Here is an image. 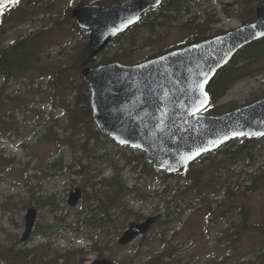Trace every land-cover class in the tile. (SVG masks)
I'll use <instances>...</instances> for the list:
<instances>
[{"label": "rangeland", "instance_id": "374dc122", "mask_svg": "<svg viewBox=\"0 0 264 264\" xmlns=\"http://www.w3.org/2000/svg\"><path fill=\"white\" fill-rule=\"evenodd\" d=\"M34 1H40L35 12L30 11V3L20 5L21 9L30 11V16L26 21L11 19L9 24L5 23L7 30L5 38L7 42L10 39H21L24 32V38L34 37L38 32H43V38L52 47L40 51L36 72H30L36 76L39 83L41 78L44 80L45 75H39L38 71L54 63L57 52L71 45L72 47L82 45L85 39L84 34L76 35V31L70 27L68 21L60 23L64 16L69 18L68 12L71 13L75 0ZM261 1L206 0V5L212 6L215 15L218 16L219 30L227 31L241 26V21H252ZM226 2H236V7L228 8L229 15L236 18L230 19L224 15L223 4ZM49 3L52 4L46 5ZM49 10L51 13L46 15ZM17 13L18 10L14 11L13 16L16 18H18ZM0 32L4 33L3 30ZM40 44L45 45L43 41ZM251 70L254 73L246 75L228 90L216 106L227 110L229 104L242 106L264 96V60L254 63ZM3 84L4 81L0 78V87ZM32 89L35 87L23 88L18 81H15L7 87L6 91V94L12 98L22 95L23 98L36 99L38 103L33 106L43 111L44 114L42 121L34 122L33 113L18 112L16 117L21 128L22 141L14 144L6 141L0 142V206L8 204L10 208L7 211L0 208V249L21 243L24 217L27 212L25 206L31 201V194L34 190L37 191L38 198L54 203L44 205L39 212L44 222L58 215L66 217L67 222L72 223L73 228L80 229L78 233L74 230L62 233L54 237L51 242L37 237L29 244V247L50 244L51 257L55 256V253L66 255V253H73L80 249L88 252L92 250L94 243L90 238L92 237L99 239L100 243L91 253L89 262L100 259L99 252L102 251L105 258L117 264H146L152 257L164 252L166 256L157 263L212 264L215 260L218 264H264V232L255 229L261 227L264 230V185H257L248 190L241 182V178L235 177L249 162H256L255 157L260 151L264 153V141L251 142L249 147L252 149V158L246 159L243 164L231 170L226 176L219 174L224 157L218 154L214 158L216 165L211 166L210 160L195 163L188 179L166 176L163 178L159 176L160 174L148 172L143 169V166L141 167V162L138 160L141 155L139 153L128 151L120 153L112 147L104 148L101 152V144L105 140L94 137V132L90 129L77 131L70 128L67 114L62 109L55 110L52 106L49 88L45 83L41 89L45 94L33 95L31 94ZM68 100L72 102V97L68 96ZM51 113L53 114L52 120H58V124L49 132L48 128L52 127L53 123L47 125L46 122ZM72 135L76 141L74 147L69 144L64 148H58L54 139L65 140L71 137L72 140ZM23 142H26V147L23 146ZM234 144L236 145L233 148L236 149V146L241 148L246 143L240 140ZM60 150L63 152L64 168L62 171L57 168V165L50 166L49 163L50 159ZM87 150H99L104 158L88 159L84 156ZM124 156H129L131 160L139 162V165L133 162L123 171L122 178L125 185L134 190V192L129 190L125 197L128 211L123 213L118 205L111 212V220L107 221L103 228L98 226L96 229H91L83 221L88 218L92 219L93 215L98 216L93 212L98 204L86 198L82 199L77 207L71 208L68 204L69 195L76 188H81L80 185L85 183V175L89 171L94 174L95 169L101 170L93 181V184H96L95 189L103 188V185H98L101 180L113 178L116 170L120 171V168H124L125 161H127ZM5 159L10 162L4 163ZM81 162L86 165L90 164L91 169H84L80 175L74 174L73 171L82 169ZM258 163L263 165L264 158ZM71 167L73 168L72 174ZM58 173L62 174L61 177L54 178ZM214 178L223 184L211 182L210 179ZM176 186L181 187L182 191L173 198L169 197V191L175 195ZM103 189L107 187L104 186ZM87 192L91 195L95 194L91 186L87 187ZM199 197L200 200L205 197L209 198L207 204L200 202V205L183 216L182 222H174L168 227L161 223L156 225L146 241L139 239L125 247L118 244L119 238L128 229L130 223L157 214L163 215L176 201H180L181 207L186 208L189 203L197 201ZM184 199L186 201H183ZM55 207L59 210L56 211ZM136 213L141 214L140 219L135 220L131 217ZM164 231L167 233L165 243L160 240ZM211 259L214 260L211 261ZM3 260L0 255V264H9V262H2ZM48 261L53 264V261Z\"/></svg>", "mask_w": 264, "mask_h": 264}, {"label": "water", "instance_id": "95a60500", "mask_svg": "<svg viewBox=\"0 0 264 264\" xmlns=\"http://www.w3.org/2000/svg\"><path fill=\"white\" fill-rule=\"evenodd\" d=\"M14 1L0 0V12ZM153 5L155 0H129L106 11L80 7L73 18L94 32L91 49L97 55ZM263 38L264 2L255 23L206 43L133 67L117 63L84 71L99 129L118 145L145 153L148 163L168 174L186 173L193 161L231 140L264 137V100L220 117L201 114L209 106L207 88L217 72L244 46ZM79 198L77 190L70 204ZM36 218V210H29L23 242L30 239ZM159 218L131 224L120 244L146 237Z\"/></svg>", "mask_w": 264, "mask_h": 264}, {"label": "flooded vegetation", "instance_id": "af4514ba", "mask_svg": "<svg viewBox=\"0 0 264 264\" xmlns=\"http://www.w3.org/2000/svg\"><path fill=\"white\" fill-rule=\"evenodd\" d=\"M22 1L23 3H30V11L34 12L40 3V1L34 0ZM125 1L75 0L74 5H72V11L80 5H98L102 9H107ZM16 10H18V18L13 16L14 11L5 15L8 24L11 19L26 21L29 18L30 11L24 9ZM50 13L51 11L49 10L46 15ZM219 23L220 20L215 15L213 7L207 6L206 0H202L201 2L200 0H161L158 7L144 12L136 25L129 28L125 34L119 35L108 45L105 51L92 59H90L89 45H87V42L90 40V33L75 30L76 35L82 36L84 34L83 38L85 39V42H83L85 49L83 48L79 52L80 54L75 57V60H80V69L86 67V63H88V66L93 61L100 63L108 56L113 60L112 62H121L124 65L147 62L175 50L202 43L219 35ZM70 27L72 28V25ZM42 33L40 31L34 37L24 38V32L21 39H10L7 42L0 40V70L5 69L6 77L11 78L8 85H11L15 82V79L23 75L21 67L28 68L30 57L36 50H39V44L42 41L46 49L52 47L43 38ZM37 37L39 38L36 40ZM78 50V47H72V45L64 49L61 55L56 56L54 63L40 70L41 75L48 73L55 75L58 72L55 66L60 65L61 61L64 63V67L68 69V72L71 73L72 51L77 52Z\"/></svg>", "mask_w": 264, "mask_h": 264}, {"label": "trees", "instance_id": "16d2710c", "mask_svg": "<svg viewBox=\"0 0 264 264\" xmlns=\"http://www.w3.org/2000/svg\"><path fill=\"white\" fill-rule=\"evenodd\" d=\"M262 57H264V40L255 43L248 48L241 51L235 59L222 71H220L210 86V95H211V107L207 111L208 114L211 115H219L223 113L225 110L224 107L216 106L215 104L221 100L228 89H230L235 83H237L239 80H241L244 75L249 74L247 72V68L257 61H259ZM79 80H82L81 78H78ZM74 80L75 78H68L61 75L60 77L56 78L55 84L58 89L59 94L62 97L61 107L65 108V113L70 119V126L72 128L78 129L80 126L83 127H91L92 129H95L94 120L92 117V111L90 106V97H89V89L85 82H83L79 85L77 88V95L75 96V104L72 108L67 106L66 104V95L67 92H70V90H73L74 88ZM3 96L2 93H0V99ZM41 120V118L38 119V122ZM0 129L2 131H7V125L6 123H2L0 126ZM53 127L49 128V132H51ZM91 130V129H90ZM14 135L16 137H20V133L17 128L13 130ZM4 135H6L5 140L7 142H15L16 138H12L13 134H8L7 132H4ZM94 137L96 138H104L106 145L107 144H113L114 148L118 151H128L131 153H136L135 151H131L129 149H125L122 147H119L115 145L111 140H109L105 135L100 133L99 131H96L94 133ZM1 140V136H0ZM25 147L27 145H24ZM218 154H221L224 159L222 161V165L220 168V176H226L233 170L236 166L240 165V163L246 161V159L252 158L253 153L252 149L249 147V145H244L240 149H237L232 151V145H226L222 147L219 151L216 153H213L209 156H207L208 159L211 161V166L216 165L214 162L215 156ZM62 155L60 154V157ZM93 156L95 159L101 158L98 151H95L92 155H88L87 158H90ZM143 166L146 168H149V165L145 162L142 155H140V158L138 159ZM9 160H4V163H9ZM224 169V170H222ZM150 170L153 169L150 167ZM1 173V172H0ZM219 179V177H216ZM5 179V178H4ZM253 180V183L255 184L254 187L257 185H264V171L261 170V173L258 177H255ZM213 183H222L219 180L210 179ZM223 184V183H222ZM105 186L107 189L100 190L98 193L93 197L95 199L99 206H98V212L99 215H103L102 221L109 222L112 218L111 212L113 209L118 206L122 205L121 200L124 198L129 191L126 185L123 183L122 174L119 171H116L115 176L105 181ZM209 198L205 197L202 200H200V197L197 199V201H193L192 203H189L186 208H182L181 202H177L174 205H171L167 212L164 214L161 223L165 224L166 226L171 225L174 222H180L182 220V217L190 210L194 209L196 206L202 202L203 204H206ZM195 205V206H194ZM123 211L126 210L125 205H122ZM1 209L7 211L10 210L8 204H4L0 206ZM56 225L57 222H56ZM53 230H55V226L53 227ZM166 231H164L161 234L162 242L165 241ZM34 250L25 249L24 247L16 248V247H3L0 254L1 257L4 259V261L9 262V264H29L28 259L30 256H34L33 259L36 260L38 257ZM165 256H160L157 258H154L147 264H163L164 262L161 261L162 258ZM53 264H58L57 260L53 261Z\"/></svg>", "mask_w": 264, "mask_h": 264}, {"label": "snow or ice", "instance_id": "6c2138e0", "mask_svg": "<svg viewBox=\"0 0 264 264\" xmlns=\"http://www.w3.org/2000/svg\"><path fill=\"white\" fill-rule=\"evenodd\" d=\"M16 2H18V0H16ZM201 104H203V102H201ZM240 134H242V133H240Z\"/></svg>", "mask_w": 264, "mask_h": 264}]
</instances>
